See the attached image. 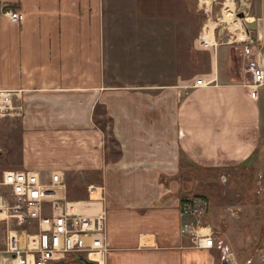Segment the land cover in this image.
I'll use <instances>...</instances> for the list:
<instances>
[{
    "label": "crops",
    "instance_id": "0c3cea01",
    "mask_svg": "<svg viewBox=\"0 0 264 264\" xmlns=\"http://www.w3.org/2000/svg\"><path fill=\"white\" fill-rule=\"evenodd\" d=\"M189 2L0 0V90L20 121L19 170L61 173L70 201L106 214L105 264H220L222 253L180 234L182 206L264 148V87L252 96L243 51L217 45L213 27L206 36L208 22L200 38L217 54L199 64ZM197 77L214 82L194 87Z\"/></svg>",
    "mask_w": 264,
    "mask_h": 264
},
{
    "label": "built area",
    "instance_id": "2783aa9c",
    "mask_svg": "<svg viewBox=\"0 0 264 264\" xmlns=\"http://www.w3.org/2000/svg\"><path fill=\"white\" fill-rule=\"evenodd\" d=\"M6 14L12 21L22 22L19 12ZM246 36L239 44L246 58L245 71L251 75L248 87L252 96L257 97L264 87V63L257 51L259 41ZM213 82L199 79L194 87H206ZM12 95L0 90V117H10L15 112ZM0 187L4 189L0 193V222L5 225L0 231V264H64L72 256L105 264L111 253L106 214L90 212L87 203L70 201L61 173L54 172L49 181H44L38 171L9 170L3 173ZM206 213L204 200L186 201L181 216L189 221L182 224L180 234L188 236L195 249L224 250L223 261L233 263V254L225 253L227 248L204 225Z\"/></svg>",
    "mask_w": 264,
    "mask_h": 264
},
{
    "label": "rangeland",
    "instance_id": "374dc122",
    "mask_svg": "<svg viewBox=\"0 0 264 264\" xmlns=\"http://www.w3.org/2000/svg\"><path fill=\"white\" fill-rule=\"evenodd\" d=\"M189 1L195 9H200L190 11L188 18L191 25L190 35L197 32L198 42L195 46L203 53V56H196L199 64L209 66L212 57L217 54L215 45H208L200 38L207 22L206 30L213 25V37L217 45L231 43L235 54L240 56L242 46L239 41L247 39L246 35H249L246 21H255L258 24L257 30L250 34L256 35L255 38L259 41L257 51L261 52L260 58L264 63V0H247L250 7H241L239 0H231L229 8L226 6L228 0H205L206 3L203 0ZM241 14L243 17H240ZM224 49L225 47L219 49L220 60ZM193 56L190 52L189 57ZM243 67L245 70V62ZM245 73V78L250 81L251 75L246 71ZM21 135L18 116L0 117V180L5 171L20 169ZM253 163L249 167L212 173L210 184L206 180L205 192L195 195V199L202 195L206 204L208 203V213L211 212L209 217L212 221H207L216 241L221 240L227 248L225 253L233 254V263L228 260V264H264V148L259 150ZM2 192L4 189L0 187V193ZM192 199L194 198L189 197L188 200ZM4 229V223L0 222V231ZM215 249L224 256V250ZM220 264H223V258Z\"/></svg>",
    "mask_w": 264,
    "mask_h": 264
},
{
    "label": "water",
    "instance_id": "95a60500",
    "mask_svg": "<svg viewBox=\"0 0 264 264\" xmlns=\"http://www.w3.org/2000/svg\"><path fill=\"white\" fill-rule=\"evenodd\" d=\"M240 17H243V15L241 14ZM245 26L247 27L246 30L248 34H250L251 32H255L257 30V22L255 21H246ZM82 261L84 264H96L86 259H82ZM223 264H228V263L227 261H223Z\"/></svg>",
    "mask_w": 264,
    "mask_h": 264
},
{
    "label": "bare ground",
    "instance_id": "6f19581e",
    "mask_svg": "<svg viewBox=\"0 0 264 264\" xmlns=\"http://www.w3.org/2000/svg\"><path fill=\"white\" fill-rule=\"evenodd\" d=\"M228 1H229V3H228L226 6L229 8V7H231V3H230L231 0H228ZM203 2L206 3L205 0H203ZM209 2H210V1H209ZM228 19H229V18H228ZM212 27H213V25L209 26V28L206 30V33H205L206 36H208V35L210 34V29H212Z\"/></svg>",
    "mask_w": 264,
    "mask_h": 264
}]
</instances>
